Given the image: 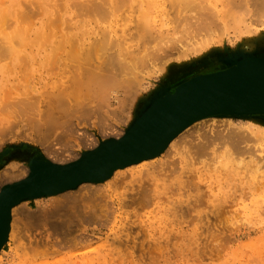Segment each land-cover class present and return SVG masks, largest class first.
I'll return each mask as SVG.
<instances>
[{
	"label": "rangeland",
	"instance_id": "374dc122",
	"mask_svg": "<svg viewBox=\"0 0 264 264\" xmlns=\"http://www.w3.org/2000/svg\"><path fill=\"white\" fill-rule=\"evenodd\" d=\"M130 2H134V4H135L138 1L136 2V0H129L128 3H130ZM125 9H126V7L124 6L122 10H125ZM119 11L116 12V14H115L116 18L122 17V13H120L121 11L120 12ZM138 14L139 13H137V16H138ZM115 16H112V18H114ZM262 16H264V15H262ZM258 17L261 19L259 14H258ZM170 19L172 20V18H170ZM171 20L168 21V23L170 22L169 24H172L169 26V29H165L168 27L163 28V30L165 29L167 32L169 31L168 34L173 32L172 28L177 27L179 25V21H177L178 23H176V21H175L176 19L173 18L175 23H174V21H172V23H171ZM105 21L106 20L104 19L101 22V19H98L97 23H99V24L102 23L101 25H103V24H106ZM261 21L263 22L264 19H261ZM262 22L256 23V24H259V25H257L258 27L256 28L258 33L254 34V35H250L249 33H246V31H244V33H241V34L239 33V35H238V34H236V33H238L237 31L235 33L234 28L231 29L229 27V30H227L226 27L224 29V26L218 28L219 31H221L219 34V32H217L218 31L217 28H212V31H216L215 34L214 33L212 34V31L210 30L211 35L214 37V38H212V40L216 38L215 40H213V42H211L212 40L210 38L211 37L210 34H209V37H208V35L206 36V34H208V33H206L205 31H207V30L204 29V30H200L199 32L195 30L196 33L191 30L193 36H190L191 34L188 31L189 29L180 23V25L183 28L185 27V29H184L185 32L183 30L181 33V31L179 29L180 26L177 29L174 28L177 31L175 32L176 34L174 32H173L174 34L172 33L173 35H175L174 38H173V35L170 34L171 37L173 38L172 42H174L175 40H176L175 42L179 41L178 44L174 43V45H178L181 47V44L179 45V43H182V46H183V42L186 45H190L191 42H192V44H195V43H193V41L196 43L202 41L203 36H204L203 34L205 33V38H207V39L210 38L209 40H211L210 42L208 40L209 46L207 44L208 42L206 43L207 40L204 38V40H206V41L204 44L205 46L203 45V47H205V48L201 47L202 51L200 50L201 49L200 48L199 52L196 51V52H194V54L192 52L189 55H187V57H184V58L181 56H178L177 52L179 50L177 49L178 50L177 51L175 49V51H172V52H174L172 54L174 56L170 55L168 57V58H171L173 64L170 62L171 61L170 60L169 62H167L168 65L167 64H166V66L162 65V67L165 68L163 70L164 72L159 71L160 68H161L160 70L163 69L162 67H160V65L163 63H160L159 58L162 57L161 60L163 58L165 59L164 55H162V54H165V53H163V50L161 52H156V55L148 52V54H152V56L151 55L149 56L147 54L148 55L147 58L149 60L146 59L145 61L147 62V64L148 63L151 64V66H149V64H148V66H146L147 65L146 63H144L143 66H141L142 69H145L146 67L148 68V70H147V68L145 70L148 72V74L143 70L147 74V75L145 74L146 77L149 75V77H147L148 80L143 74L141 77L139 76L143 72V71H141L142 69L139 67V71H141V73L138 74V77H140V78L133 76L134 74L132 75V77L128 76V74H127V77H129V78L123 76L124 78L128 79V83L129 82L132 83L131 87L128 86V85H130V83L128 85H126L127 80H126V84L124 85L125 79H121L122 78L121 74H125V73H121L120 74L121 76H119V75L118 76L120 78L119 81L123 80L122 83H118V86H117V81H118L117 79H119V78L115 77L114 80H117V81H115L116 84H114V86L113 85L110 86V88H115V89L114 90L108 89L109 88L108 87L105 91V92H107V91L110 92V93L107 92L110 96L107 95L108 97H104V96H106V95H104L103 96L104 98L100 97V98H103L101 100L99 97H97L98 98L97 100L95 98L92 99L93 95L90 99V96H89L88 100H90L91 102L88 101V102H86V104L88 103V106H92V105L93 106L91 108L88 106H86V107L84 106V109L89 108L91 110L94 107L96 110L97 107L95 105L97 103L100 104V102L102 100L108 101V99L110 98L108 101L109 103L105 102L108 105L110 104L108 107L106 106V108H105L104 103L103 102L101 103V106L103 104L102 108L104 109V110L102 109V112H101V108H99V107L98 108L100 109V112L98 111L99 109H97V111H95L93 109V110H91V112L88 111L89 113H87V110L85 111L84 109L81 108L80 110H84L82 115H81L82 111H79L78 109L75 110L74 108L78 107L79 103L81 105V102H83L82 105L85 104L84 103L85 100L81 101L82 99L78 95L79 92L81 93L83 91V89L82 88L79 89L78 92L76 93L77 96L79 97V98L76 97V98H78L77 101H75L76 99L74 100V98H72V97H74V95H73L74 93L72 94V92H74V91L71 90L72 92H68L69 94L67 96L69 97L70 94H72L73 96L71 95V98L70 97L68 98L69 101H68V99H66V100L69 103H70V101H71V103H73V100H74L73 105L70 104V106H73L72 111H74L73 113H76L75 115L77 118L72 119V117H75L74 114H72L74 116H71V118H69L70 116H68V115H71L70 112H69L70 114L66 115L62 111L63 114L61 115L60 111H59L60 109L57 108L55 105L51 106L49 103L50 108L56 107L57 109H59L58 112L61 116L66 115L65 116L66 120L64 117H62L65 121L59 116L60 117L59 120L62 119L60 121L61 122L60 124L58 122L59 120L56 117H54L55 115L57 116V114H58L57 110L52 111V112H57V114L55 113V115L52 114L51 111H50V113H48L49 111L46 112L47 111L46 109L49 108L48 107L49 105H48V103H47L48 106L45 104L47 106V108H45L46 106H44V101L46 102V99L51 96V95L49 96V93H52V91H53V93H55V91L60 90L61 86L60 85L57 86L55 84V80H57L56 82L58 84H59V82H61V85L63 84L61 87L63 89L64 88L63 86H65L64 82L66 80H68L67 83L65 82L66 87H67V84L71 82V81H69V78L66 79L68 77L67 74L71 75L72 73L71 74L67 73L66 75L64 74L65 76L62 75V76L58 77L59 76L58 73H54V72L50 73V71L46 72L47 64L45 62H49L51 58L47 57L46 54L43 52H37V47H35V46L32 47L35 50L32 51L31 53H30V48H31L30 46L31 45L30 46H23V48L25 49V52L29 53V55H27V56L30 57V55H31V57L29 59L25 58V59H23L24 61H21L22 63L24 62V65H22V63H21V65L19 64L20 60L19 61L14 60L13 64H15V68H12L11 73L6 75V77L10 79V80L7 79L6 82L10 83L11 85L13 84V86H10L11 92H9L10 91V89H9L8 92L6 91L7 94L5 93L6 95L9 94L10 97L9 98L7 97L8 99L3 97V100L5 101V99H6V101L1 103L2 105L6 104L4 107L5 110L3 107H2V110H4L3 112H5V111H7V112H5L6 114H4L0 110V128L2 126H4V128L0 129V132H1L0 133V175H2L1 173H3L6 170H9L10 168L11 169L14 168L13 169V170H15L14 172H16V170L19 171L21 169H24V170H26V168L28 169L29 163L31 161L30 158L31 159L40 158L43 161H56L58 158L59 159L63 158V160H64V158L69 159V158H71V155L74 156V152H76L75 155L82 152L84 149V146H85V149H88L86 147L90 146L89 145L90 142H94L96 140L97 141L96 144H97L99 141H101V142H102V140L105 141L106 138H109L110 136H112V134H114V135L117 134V133L113 132V130L115 128L116 129L114 131L126 130V127L130 125L133 116L137 115V108H139L138 104L140 105L142 100L148 99L149 94L150 95L153 94L156 90L160 89V87L162 88L166 85L171 87V92H173L175 86L181 80H183L185 78L192 77V76L197 75V74L211 73V72L217 71L219 69L220 70L225 69L227 66H221V65H219V62L217 63V61L218 60L221 61L220 58L224 57L223 53H225L227 51L235 53L236 51H238L237 50L238 48H243V49H245V51L247 50L249 53H251V52L253 53V51H254V54H260L261 58H264V23L261 24ZM126 23L129 24V21H127ZM95 24H96V22L94 24H93V22H91L92 28H94L93 25H95ZM176 24H178V25L175 26ZM101 25H98V26H101ZM95 26H97V25H95ZM171 26H172V28H171ZM186 29H188V30H186ZM208 31H209V29H208ZM165 32H164V35H166ZM179 32L183 36L181 34H179ZM184 33H186L187 35ZM201 33H203V34L200 35ZM195 34L196 35L199 34V36L197 35V37H196ZM200 36H202V38ZM171 37L169 36V38H171ZM175 37H178V38L175 39ZM180 39L181 40L184 39V40L181 41ZM155 42H156V40H155ZM172 42L170 41L171 44H172ZM146 43L151 44V42H146ZM152 43H153V41H152ZM206 44H207V46H206ZM151 45H153V44H151ZM154 45H157V44L154 43ZM172 45H170V46L165 45L164 47L167 46V48H165V49L168 50L169 49L168 47H171ZM174 45L172 47L177 48ZM160 46H162V45H159V48H160ZM145 47H146V45H145ZM164 47L162 46V48H164ZM146 48L152 49L153 46L151 47V46L147 45ZM159 48H157L156 50L158 51ZM20 49H22V46L20 47ZM245 51H244V53H248ZM159 53H161L160 54L161 56H159ZM157 55H158V57H156ZM31 58H34V59L30 61ZM168 58L165 59L164 63L166 62V60H168ZM151 59L152 60L154 59V62L156 60H158L159 61L158 64H160L159 67H156V66H158V64H157L158 61L155 63L152 61V63H151ZM4 61H5V63H3V64H6L7 61L3 60L2 62H4ZM10 63H8V65ZM18 64L20 66H23V67L18 68L19 67ZM26 64H28V65H26ZM95 64H97V62H95ZM153 64L156 66H154ZM218 65H219V67H217ZM27 66H28V68H27ZM25 67H26V69H25ZM31 67L33 68V70H31ZM153 67L156 68L155 72H153L154 71V69H152ZM149 69H151L153 71H151ZM27 70H28V72H27ZM38 70H40V71H38ZM136 70H137V68H136ZM150 71L152 72L151 73L152 75L149 74ZM197 71L200 73H197ZM23 72L24 73L26 72L25 75H29V76H25ZM114 73H116V71H114ZM53 75H55V76L53 77ZM24 77H25V79H23ZM44 77H45V80H43ZM55 77H56V79H55ZM62 77L65 79V81ZM130 77H131V79H130ZM134 77H136L135 79L138 78L139 82H140V80L142 81L140 83V85L138 84L140 86V87L138 86L139 88H137V83H139V82H136V85H135L136 87L134 86L135 90L132 88L133 85L135 84V81H134V84L131 81ZM183 77H185V78H183ZM71 78H70V80L73 79V78L72 79ZM47 80H49L48 81V83L50 82L49 84L46 83ZM72 81H74V80H72ZM160 83H161V85H160ZM43 85H46L45 87H43V90L46 88V90H48V92H49V89H50V92L48 94H47V91H45V90H44L45 93H43L44 91L41 92V90H42L41 87ZM52 85L55 88L57 86V90L55 88H54L55 90L51 89ZM122 85H124L125 87ZM141 85L143 88H141ZM68 86H70V84ZM121 86H122V88H125V89H126V87L132 88L134 91L131 92L132 90L130 89V91H129L128 90L129 88H127L126 93H124L125 91L123 89H120ZM16 88H18V89H16ZM25 88L28 90L27 91L28 93H26ZM137 90H139V91L141 90V91L139 92ZM147 90H149V91H147ZM75 91H76V89H75ZM22 92H24V93H22ZM129 92L132 94H130ZM137 92H138V94H137ZM41 93L45 94V96H41ZM107 93H104V94H107ZM5 94H3V95L5 96ZM129 94L131 95V97H133V98L135 97L134 100L130 99ZM95 95L98 96L97 94H94V97H95ZM138 95H141V96L139 97ZM30 96H31V98H28ZM32 96H39V98H37V100H35L36 98H34V100H35L34 102L37 101V104L35 103L33 105V110H30V109H32V107H31L32 105L30 106V104L33 103V97ZM45 97H47V98H45ZM122 97H124L126 99L128 98V100H126V99L122 100L123 99ZM19 98H21V99L19 100ZM44 98H45V100H44ZM16 99H17V101L19 100L18 101L19 103H20V101H21V103L24 101L23 102L24 104L28 101L29 104L28 103H26V104H28L31 108L29 106L27 107L26 104L25 105L23 104L21 106L20 104H18ZM25 99L27 101H25ZM98 100H100V101H98ZM119 100L121 103L119 102ZM132 100L134 101L133 103H132ZM14 101H16L17 103L15 102L16 106H14L15 103H13V105H12L14 108V110H13V108L12 107L10 108V106H11L12 102H14ZM30 101H32V102H30ZM86 101H87V99H86ZM126 101H127V103H125ZM128 101H130V102L128 103ZM69 103L68 104L66 103L67 104L66 107H68ZM1 104H0V106H2ZM121 104L125 105V106H122ZM126 104H128V105L130 104L129 108H128V105H126ZM17 105H20L19 108L21 109V111H20V109L18 110ZM23 106L25 107L24 108L25 111L23 109ZM112 106H115L116 108L112 107ZM81 107H83V106H81ZM26 108H28V109H26ZM43 108H45L46 111H44ZM50 108L48 110H50ZM113 109L116 111H114ZM28 110H29V112H28ZM51 110H53V109H51ZM109 110H111V111L109 112ZM119 110H122V111H119ZM15 111H16V113H15ZM114 112L116 114H114ZM40 113L42 115H43V113H45L46 115L48 113L49 115H48V117L46 116L47 117L46 119H48L50 117V114H52L53 115V116L51 115L52 118H55L54 120H56V122H58L59 125L56 124L54 128L50 127L52 129L51 130L49 128V125L47 124V120L45 119L46 120L44 122L45 126H47V128H49L50 130L45 128L44 123L41 121V120L44 121V119H42L43 117L40 116L41 115ZM104 113L105 114L107 113L106 116ZM35 114H36V116H34ZM84 114L85 115L87 114V115L85 116ZM39 116L42 118H39ZM78 116H79V118H78ZM116 116L118 117V119L115 118ZM120 116H121V119H120ZM30 117H32V118H30ZM91 117H92V119H91ZM122 117H124L125 120H127V118L129 117L127 122L124 120L125 121V123H123V124H125L124 126L122 124V122H124ZM217 117H218L217 118L218 122L216 121L217 119H212V120H208V122L205 121L206 123L204 122L201 124L202 126L201 125H199V126H201L202 129H203V127L206 129L209 128V129H214V130L216 128H219L220 129L219 132H221V134L224 135L227 132V130L229 131V129H230L228 127V124L233 123V124H231L233 127H234V124L236 127H237V125L238 126L241 125V126H243V128H245V130L247 129L246 131L244 130L245 132H247L246 134L250 133L249 134L250 137H254L255 140L253 139L254 141H252L251 140L252 138H250L249 140H251V143H249L250 142L249 140H247V141L245 140L247 142V143H245V141H244V143L246 145L244 143L241 144L242 146L244 145L245 148L242 147L244 150L241 148V146H240V148H239V146H235L233 142H232V144H230L231 139H230V141L228 140L229 142L227 141L228 143L226 142V144L231 145L230 146L231 148H229V145H225L224 141H222L224 144V148H222V147H220V145L221 146H223V145L219 144V143L217 144V141H216V143H214V144L211 143L212 144L211 146L208 145L209 148H207V147L206 148L208 149L209 153L212 152V156L214 155L213 156L214 159H216V158L218 159V153L215 152L217 149V152H220L219 155L221 154L220 156H223V159H225V160L218 159L222 162L218 161L217 159L214 160L213 158H211V162L214 161V163L212 164L211 162H209L208 160H210V157L207 155L204 156L205 153H207L209 155L208 152H205L204 154H202L203 157H205L204 159H202L203 162H201L200 160L198 162V160H196V159H199V156H198V158L196 157V159L192 158V157H195L196 156L195 154L200 155L201 153L200 152H197V153L194 152L195 156H191L190 159H186V161L181 164L180 160H179L180 157L184 156L189 148H190V150L192 149V146H191L192 143L189 144L187 141L196 138L195 136H198V133H200V132L197 133L195 131V133L191 134V136L194 135L193 136L194 138L193 137L191 138L188 135L186 137V139H184L185 140L184 142H187V143L183 142L182 144H180L181 149L177 150L175 148V150L173 152H171L172 154L170 156L164 155L166 157V160H168V161L165 160V157L163 155H162L163 158L161 156L159 159H157V160L155 159L156 164H158V166H162V169L159 168V170L161 169V171L159 174H157V177H156L157 180L155 181L157 186H158L157 188H159V191H160L162 189L161 187H167L171 183V185L173 184V189L174 188L175 189L174 190L169 189L168 193H165L166 195L163 196L165 199L162 197L161 199L157 198L154 200H150L151 204L149 202L148 203L146 202L147 204L150 205V206L148 205L147 207H143V205L146 204V203L144 204V202H143V205H140L142 203L140 200H139V202H140L139 204L137 202L134 205H129V207L125 206V205L120 206L116 203V201H113L110 198V196H112V195L115 196L117 193H119V194L124 193L126 191V189H124V187L118 188L116 191H115V189H112L111 191L113 193L109 192L108 193L109 196L106 194V197H103L102 195H104V194L101 195V193H99V192H102V190L105 191V189H107V187H105V185H101V184L99 187L101 191L99 190V192L97 194V191H98L97 190L96 193L94 195H92L93 197L82 198V200L78 201V203H76V201H75L76 199H73V201L76 203V204L73 203L74 205L68 206L67 205L68 203H65L67 205V207L70 208L69 211L67 210L68 208L65 207L66 205L65 204L63 205V203H64L63 197H62V201H61V198H59L60 200L57 202H56V200H58V198L53 199L51 197L49 199H48V197H42V198H39L38 200L35 199L34 201H31V202L28 201L30 203L26 202L28 204H22V207H23V205H25L23 207L25 209H23L22 207L19 208V211L17 210L18 213L16 214V217L19 219V221L22 220L21 224L20 223L18 224L16 222L17 225H20L17 227H22L21 229L19 228V230H21V232H20L21 236L19 239L20 243H17L18 245L16 246L15 249L12 248V245H10L9 242H8L9 244L6 243V245H4V247L2 249L3 251L1 250V253H0L1 260H2L0 262V264H2V263L3 264H264V163H263L264 162V159H263L264 158V131H262V130H264L262 128L264 126V116H246V117H244V116H222V117L217 116ZM224 117H228V118L225 119ZM242 117H244V118H242ZM36 118L37 119L39 118L38 120L41 121V125L43 123L42 128H40L41 126H38V128L35 126V125H40V121H37ZM68 118L71 121H68ZM222 118L224 120H228V121H219ZM229 118H231V119L229 120ZM249 118H250V121H247ZM252 118L253 119L255 118L256 120H252ZM79 119L83 120V121L80 122ZM120 120H122V121H120ZM245 120H246V122H245ZM62 121L68 122V123H65V126H64ZM210 121H211V123H210ZM243 121L245 122V124L243 123ZM253 121H254V123L257 122L255 124L259 126L258 129H257V126L254 125ZM38 122H39V124H38ZM248 122H250V123L252 122L251 123L252 125H249L250 123H248ZM2 123H3V125H2ZM76 123L78 125H76ZM110 123L112 126L115 125L114 129H113V127L110 126ZM223 123H224V125L225 124L227 125V126L225 125V128H223L224 127ZM68 124H69V126H70V124H71V126L74 125V129H75L74 132H76L75 135L70 134L67 130H66V132L68 134L67 135H66V133H65V135L63 134L65 131L64 129H67V128L71 129V126L65 128ZM216 124H217V127L215 128ZM259 124H261V125H259ZM107 125H108V127L111 128V131L109 133H108V131L110 130V128L106 127ZM209 125H210V127H208ZM120 126H122V127H120ZM232 126H231V128H232ZM60 127L62 128V130ZM104 127H106V128H104ZM117 127L120 129H118ZM39 128L42 129V133H41V130ZM76 128H79V129L76 131ZM260 128H262V130H259ZM34 129L37 131L36 132L37 134L35 133ZM37 129H39V130H37ZM46 129L48 130V132H46L45 137H42V136H44L43 135L44 132L47 131ZM54 129L59 131V132L63 131V133H60L63 136H61L59 134V132L55 131ZM74 129H71V131ZM202 129H200V131ZM101 131L104 132V133H102V136H101ZM77 132H79V133H77ZM48 133H53V134L47 135ZM57 133L59 134V137L56 136ZM71 133H73V131ZM107 133H108L109 137H106ZM252 133L253 134L255 133V134L253 135ZM103 134H105V135H103ZM80 135L82 137H80ZM225 135H227V133ZM65 136H67V138H65L66 140L67 139L69 140L68 137L70 136L71 141L69 140L67 142V141H65V139H64V141L60 139V137H65ZM227 137H228V135H227ZM231 137H232V135L228 138H231ZM42 138H44L45 139L44 141H47V142H43ZM81 138H83V139L85 138L83 141H85L86 143L84 142L83 146L81 143L82 140H80ZM187 138H189V139L187 140ZM72 139H74V140H72ZM39 141L41 144L39 143ZM49 141L51 144L49 143ZM191 141H189V142H191ZM63 142L68 143L69 148H67V144L65 145V144H63ZM57 143H58V145H57ZM49 144L51 145V148L52 147L54 148V149L52 148L51 151L48 150ZM187 144H188V147H187ZM216 144L219 145L218 146V147H220L219 150H218V148H216ZM53 145H56V146H53ZM248 145H250V146L248 147ZM180 147H178V148H180ZM246 147L248 150L246 149ZM46 148L48 150L47 152L45 151ZM51 148H49V149H51ZM63 148L65 150V151L63 150L64 152L61 151ZM221 148H222V150H221ZM78 149H80V150H78ZM59 150L61 152H63V154H59L60 157L56 158L57 157L56 152H58ZM249 150H251V151H249ZM52 151L53 152L56 151L55 154L53 153L54 155L52 154ZM68 151H69V153H68ZM203 151H205V150H203ZM221 151H222V153H221ZM231 152L236 153L237 158L234 157L235 155L232 156L233 153H231ZM48 153H50L51 156H50V154L48 155ZM66 153L68 154V156ZM202 155H200L201 158H202ZM210 155H211V153H210ZM231 156L235 159H232ZM208 157H209V159H208ZM259 157L262 158L263 160L260 159ZM51 158L54 160H51ZM55 158H56V160H55ZM257 158H259V159H257ZM59 159L57 160L58 162H63V160L60 159L61 161H59ZM175 159L178 160V166L176 164V166H174V167H183V169L182 168L181 169L179 168L178 170L176 169L177 172H175L176 170L172 171V168H173L172 163H173V160L175 161ZM193 159H194V161H193ZM212 159H213V161H212ZM254 159H257L258 160V161L256 160L257 162L262 163L260 166L258 163V166H259L258 169H256V168L253 169L254 166H256L255 165L256 161H252ZM195 160H196V162H195ZM237 160H240V161L242 160V161L240 163V162H237ZM259 160H261L262 162H260ZM169 161H170V163H168L169 165L165 164L166 162H169ZM194 162H195V164H194ZM233 162H237V164H239L240 167L237 166V164L235 166ZM175 163H177V162L175 161ZM210 163L212 165H214L215 163H217V164H216V166L213 167V166H211ZM224 163L227 166L224 165ZM253 164H254V166H252ZM164 165L165 166L168 165L169 168H171L172 174H171V171H169V168L168 167L166 168ZM219 166H224L223 170H221L222 168L221 167L219 168ZM199 167L200 168L202 167L203 169L202 168L200 169ZM210 167L213 168L212 171L210 170L211 169ZM164 169H165V171H164ZM257 170H258V172H257ZM214 172H215V174H214ZM169 173L171 174V177H169L170 176ZM197 173H199V174H197ZM219 173H222L223 175H221ZM229 173H233V176ZM224 174H226V175H224ZM167 175H169V176H167ZM187 175L188 176L193 175V177H195L194 181H196V182L198 181L197 177L200 176V178H201L200 184H202V186L204 188L208 185H211L212 187L218 188L219 187V179H223V181L221 183L229 182L230 184L238 183L240 181H243L244 183H246L249 180H251L257 185V188H258V189L255 188V196L257 199L256 208L252 211V214L248 213L246 216L244 214H241V216L235 218L233 221H231V220L229 221V220L224 219L225 220L224 224L227 223V225L230 227L226 231L214 230V228L218 227L216 225L217 224L219 225V223H218V221L213 219L211 217V215L210 216L208 215L207 217L203 216L204 218H202V219L196 218L197 220H195L193 222L186 221V222L178 223V224L175 222L172 223L171 221H173V219H172V216L170 214H168L167 207L169 206L170 200L174 199V201L175 200L178 201V200L183 198V195H182L183 190L179 189V186H180L179 183L187 180ZM219 175L224 176V177L219 178ZM128 176L129 175H127V177ZM128 179H130V177H128ZM11 181L12 180H10V182ZM6 182H9V181H6ZM192 183H194V182H192ZM152 185H149V186H151L150 189L151 188L153 189L155 187L154 185L153 186ZM96 186L97 185L93 184V186L92 185L86 186V189H84L83 191H82V188H83L82 187L80 189V191L77 190L78 193L75 191H73V192L75 193L74 194L75 197L78 199L79 197H83L82 195H84V193L86 192L87 187H88V190H90V188L92 189V191L86 192L88 194L90 192H95L94 189L96 188ZM136 186L137 185H135V187ZM97 188H98V186H97ZM169 188H170V186H169ZM256 189H257V191H256ZM175 190H176V192L173 194V191H175ZM80 192H81V196H80ZM151 194H153V193H151ZM59 197H61V196H59ZM47 200H49V203ZM146 200H148V197H147V199H145V201ZM60 201H61V204L66 208L65 211H68V213L71 212L69 215H67L68 214L67 212H63L64 209H62V208H64V207H62L61 204H58ZM44 202L48 203L46 206L49 207L51 212L53 210L52 206L54 209H56L54 206L55 204L53 205L52 203H56V205H58L57 207L60 208L59 211L62 212V214H64V213H66V214L62 215L60 213V215H59L58 214L59 212H58L57 213L58 217L56 215H54V217H55V219L53 217L54 220L51 218V216L46 215L48 217V219L46 218V220H48L49 222L46 220L45 221L40 220L38 217H36L37 218L36 219L35 216H33V218L35 220L33 218H31L30 217V210H29L30 204L32 205V208L33 207L35 208V209L33 208L34 211L36 210L37 206L43 208V210L41 209L40 211H44V210H46V208H45L46 206H45ZM69 202L71 204V201H69ZM40 203H43V204H40ZM50 203L52 204L51 207H50V205H51ZM42 205L45 207H43ZM59 205H60V207H59ZM27 208H28L29 212L28 213H27V211L23 212ZM22 209H23V211H22ZM50 211L46 210V213L42 212L43 214H41V215L48 214ZM21 212H23V213H21ZM91 212H93L92 216L90 215ZM25 213L27 214V216H25L26 215ZM94 213H95V215L93 217ZM70 216H72V217H70ZM41 218L43 219V216ZM49 218H51L53 221H55V223H56V221H58L57 223H60V222H66L68 220L70 223L66 222V225H64V226H66V229L64 227H62V229H61V227H58V228H57V226L55 227L56 224L50 219L52 221V223L55 224V225H51ZM210 218L212 219V222H211ZM44 219H45V217H44ZM214 220L216 222H214ZM68 223H69V225L71 224L70 227L68 226ZM125 223H127V224H125ZM63 224L64 223H62V225ZM211 224L214 225L213 228H212ZM125 226H127V228H129L131 226V230H129V232H130L129 237L132 236L133 240L131 238H129L130 239L129 241L123 240L124 235L126 233L125 231H127V230H125V228H126ZM187 227H191V229H188ZM63 228H64V230H63ZM132 228H134V229H132ZM135 228H136V232H134ZM142 228H144V229H142ZM182 228H187V229L183 230ZM197 228H199V229H197ZM59 229H60V231H59ZM203 230H205V231H203ZM120 241L125 242V244H123V242H120ZM128 242H129V244H128ZM154 244H156V246H154Z\"/></svg>",
	"mask_w": 264,
	"mask_h": 264
},
{
	"label": "bare ground",
	"instance_id": "6f19581e",
	"mask_svg": "<svg viewBox=\"0 0 264 264\" xmlns=\"http://www.w3.org/2000/svg\"><path fill=\"white\" fill-rule=\"evenodd\" d=\"M128 1L129 0H0V104L2 102H5L6 101V99H5V101L3 100V97L4 98H7V97L9 98L10 97L9 94L6 95L7 94L6 91L8 92V90L10 89V86H13V84L11 85L10 83L6 82V80L9 79V78L6 77V75H8V74L11 73L12 68H15V64H13L14 60H18V61L20 60L19 61V64L21 65V63H22L21 61H24L23 59H25V58L29 59L31 57V55H30V57L27 56V55H29V53L25 52V49L23 48V46H30L31 45L30 46L31 47L30 48V53L35 50V49L32 48L33 46H35V47H37V52H43V53L46 54L47 57H50L51 58L50 59L51 62L50 61L49 62H45L47 64L46 72H49L50 71V73H53V72L54 73H58V75H59L58 77H60V76H62L64 74L66 75L67 73H70V74L72 73L76 77L75 78L72 74H71L72 76L69 75V74H67L68 77L67 78L65 77V78L66 79L69 78V81H71V82L68 83L67 84V87H66L65 82L67 83L68 80L65 81V79L63 78L65 76L64 75L62 77L64 79V81H65L64 82V85L65 86H63L64 87L63 89L61 88L63 84L61 85V82H59V84H58L56 82L57 80H55V84L57 86L58 85L61 86L60 87V90L59 91H55V93H53V91H52V93H49L50 92V89H49V92H48V90H46V88L44 89L45 91H47V94L49 93V96L51 95L48 98L45 97V98H47L46 99V102L44 101L45 100V98H44V100H43L44 101V106H46L47 103H48V105L50 103L51 106L52 105L53 106L55 105L57 108L60 109L59 110L56 107H55L56 109L53 108V107L50 108V105L49 106L47 105L50 108V110H48L49 109L48 108V109H46L47 110L46 111L45 110V108H47V106H46L45 108H43L44 111H46V112L49 111L48 113H50V111L52 112V111L57 110V112H58V110H59L61 115L63 114V112L66 115L71 113V115H68V116H70L69 118H71V116H74L76 114V113H73L74 111H72L73 106H70V104L73 105L75 99H76L75 101H77L78 98L80 97L82 99L81 101H84L85 100V102H84L85 104L82 105L83 102H81V105L79 103L78 107H75L74 108L75 110L78 109L79 111H82L81 112V115H82V113H83L84 110L85 111L87 110V113H89L88 111L91 112V110H93V109L95 110L94 107L91 110L89 108H87V109L85 108L84 109V106L85 107L88 106V103L86 104V102L90 101V100H88L89 96H90V99H91V97L93 95L92 99L95 98L96 100L98 99L97 97L100 98V97H103L104 95H106L104 97H108L107 95H109L108 93H110V92H108V91H107L108 93L105 92L106 89L109 87L108 89H113L114 90L115 88H110V86H112V85L114 86V84H116L115 81H117V80H118L117 81V86H118V83H122L123 80L119 81L120 80L119 76H121V75H122L121 76L122 77L121 79H125L124 80V85L126 84V80H127V84L126 85H128L130 82L128 83V79L124 78L123 76L127 77V74H128V76H131L132 77V75L134 74L133 76L138 77V74H140L141 71H143V70L145 71L146 68H147L146 67L145 69H142L141 66H143L144 63L147 64V62L145 60L148 59L147 58L148 55L149 56L150 55L152 56V54L156 55V52H161L163 50V53H165V54H162V55H164V57L166 59V58H168L170 55H172L174 53L172 51H175V49L176 50L178 49L179 50V51L177 50L178 51L177 52L178 53V56H181V57L184 58V57H187V55H189L192 52H193V54L196 51L199 52V49L201 47H203V45L205 44V41L206 40H207L206 41V43H207L210 38H211V40H212V38H214L211 35L212 28H217L218 29V28L224 26V29L226 27L227 30H229V27L231 29L234 28L235 33L237 31L238 33H236V34H238V35H239V33L240 34L241 33H244V31H246V33H249L250 35H254V34H257L258 33V31H257L256 28L258 27L257 25H259V24H256V23L262 22L261 19H264V16H262V15H264V0H136V2L137 1L138 2L135 3V4H134V2L128 3ZM124 6L126 7V9L125 10H122ZM119 10L120 11L122 10V11L120 12ZM118 11L120 13H122V17L121 18H116V16H115L116 12H118ZM136 12L139 13L140 15L138 14V16H137V13ZM258 14L260 15V17L262 16L261 19L258 17ZM112 16H115V17L112 18ZM170 18H172V20ZM173 18L176 19L175 20L176 23H178L177 21H179V25L176 24L175 26H177V25L178 26L177 27H174V28L177 29L180 26L181 28L179 27V29H180L181 33L185 29V27L189 29V30L188 29H186V30H188L190 32V34H191V35L189 34L190 36H193L191 30L194 31V32H195V30L199 32L200 30H204L205 29V30H207L205 32L208 33V34H206V36L208 35V37H209V34H210L211 37L207 39V38H205V33L204 34L201 33L200 35L203 34L204 36H203V40L200 41V42H197L196 43V42L193 41V43H195V44H192V42H191L190 45H186L183 42V46H182V43H179V45L181 44V47L178 46V45H174V43L178 44V42H179V41L178 42H175L176 40L174 42H172V40H173V38L175 36L173 34L177 30L174 29V28H172V26H171V28L173 29L172 31L174 33L172 32L173 34L172 33H170V34L173 35V38L171 37L170 34H168L169 31L167 32L165 30V29H169V26L172 25V24H169L170 22L168 23V21L171 20V23H172V21H174ZM98 19H101V22L105 19L106 20L105 21L106 24L101 25L102 24L101 22H100L101 24L97 23L98 22ZM127 21H129V24L126 23ZM175 21H174V23H175ZM91 22H93V24L96 22L95 25H97V26L93 25L94 28H92ZM180 23L182 25H184L185 27L183 28L180 25ZM263 23H264V21L261 24H263ZM98 25H101V26H98ZM165 27H168V28H165ZM163 28H165V29L163 30ZM208 29H209V31H208ZM164 32L166 33V35H164ZM184 32H185V30H184ZM215 32L216 31H212V34L213 33L215 34ZM217 32H219V34H220L221 31H219V29H218ZM181 33L179 32V34H181ZM184 34H186V33H184ZM197 35L199 36V34H197ZM197 35H196V37H197ZM169 36L172 39L169 38ZM200 37L202 38V36H200ZM177 38L178 37H175V39H177ZM204 38L206 40H204ZM215 39H213V40H215ZM155 40H156V42H155ZM183 40H181V41H183ZM211 40H209V42ZM213 40L211 42H213ZM152 41H153V43H152ZM170 41L177 48H175V47L173 48L172 47L173 45L170 43ZM146 42H151V44H153V45H151L150 43L147 44ZM209 42L207 43L208 46H209ZM154 43L157 44L158 46L157 45H154ZM168 43L170 45H172L171 46L172 48L171 47H168L169 49L167 50L165 48H167V46H170ZM207 44H206V46H207ZM145 45H146V47H147V45H149L151 47L153 46V48L152 49L151 48H146ZM159 45H162L163 47L165 45H167V46L164 47V48H162V46H160V48H159ZM21 46H22V49H20ZM157 48H159L158 51L156 50ZM203 48H205V47H203ZM200 50L202 51V48ZM237 50L238 51H236L235 53H232V52H229V51L223 53L224 54V57H222L223 60L222 61H219L218 60L217 63L219 62V65H221V66H226V65H230V64H232V65L236 64L237 61H238V58H239V53L244 52L245 49L238 48ZM148 52H150L152 54H148ZM245 52H248V51L246 50ZM253 53H254V51H253ZM160 54L161 53H159V56H161ZM172 56H174V55H172ZM156 57H158V55ZM161 58H159V60H160V63H163V64H161V65L158 64L159 61L156 60L155 62L158 61L157 62L158 66H156L154 64L153 65L156 66V67H159V65H160V67H162V65L163 66L164 65L166 66L167 62H169L171 60V58H168V60H166V62L164 63L165 59L163 58L162 59L163 61H162ZM257 58H261L260 54H254L251 57L250 61L251 60L252 61L253 60H257ZM33 59L34 58H31L30 61L33 60ZM3 60H6L7 63L6 64H3V63H5V61L2 62ZM152 61L154 62V59L153 60L151 59V63H152ZM95 62H97L98 65L95 64ZM170 62L172 63V60ZM8 63H10V64L8 65ZM252 63H254V62H252ZM19 64H18L19 67L17 65L16 66L18 68H20V67L22 68L23 66H20ZM148 64L146 66H148ZM22 65H24V62L22 63ZM26 65H28V64H26ZM219 65L217 67H219ZM149 66H151V64H149ZM139 67L142 69L141 71H139ZM27 68H28V66H27ZM136 68H137L138 71L136 70ZM25 69H26V67H25ZM152 69H154V71L151 70V69H149V70L155 72V69L156 68L153 67ZM160 69H159V71H163L165 68H163L162 70H160ZM31 70H33L32 67H31ZM147 70H148V68H147ZM222 70H224V69H221V70L219 69L217 71H222ZM38 71H40V70H38ZM114 71H116V73H114ZM144 71L139 75L140 77L142 76V74L146 77V75L148 74V72L145 71L147 73L146 74ZM151 71L149 72L150 75H152L151 74L152 73ZM27 72H28V70H27ZM25 73H24V75H25ZM121 73H125V74H121ZM197 73H200V72L197 71ZM204 74H207V73L197 74L195 76L204 75ZM25 76H29V75H25ZM54 76L55 75H53V77ZM56 77H55V79H56ZM115 77H117L119 79L114 80ZM131 77H130V79H131ZM136 77H134L131 80L133 82V84H134V81H135V84L132 87L134 90H135L134 86L136 85V82H139V79L138 78H140V77H138L137 78L138 80H137V79H135ZM147 77H149V75ZM70 78L72 80H74V81L70 80ZM127 78H129V77H127ZM183 78H185V77H183ZM23 79H25V77ZM43 80H45V77L43 78ZM147 80H148V78H147ZM48 81L49 80H47L46 83H48ZM141 82L142 81L140 80V82L137 83V88L140 87L139 85H140ZM69 84H70V86H68ZM124 85H122V86H124ZM142 85H141V88H143ZM160 85H161V83H160ZM45 86L46 85H43L41 87V89H42L41 92L44 91L43 90V87H45ZM57 86L55 88L52 85L51 86V89H54L55 88L57 90ZM122 86H121L120 89H123L125 91V92L124 91L123 92L126 93V89L129 88V87H131L132 86V83H130V85H128L129 87H126V89L125 88H122ZM81 88L83 89V91L81 93L79 92V94H78L79 97H78L76 93ZM132 88H129L128 90L130 91V89H131L132 90L131 92H133L134 90ZM16 89H18V88H16ZM75 89H76V91H75ZM71 90H73L74 92H72ZM25 91H26V93H28L27 92L28 90L26 88H25ZM45 91L43 93H45ZM137 91H139V90H137ZM147 91H149V90H147ZM169 91L171 92V90H169ZM9 92H11V89H10ZM68 92H72V94L74 93L73 94L74 97H72V98H74L73 103H71V101L69 103L66 100L69 97L71 98V95H72V94H70L69 97H68L67 96L69 94ZM22 93H24V92H22ZM104 93H107V94H104ZM165 93L166 94L168 93V89L166 90ZM172 93L173 92H171V95H172ZM3 94H5V96ZM94 94H97L98 96L95 95V97H94ZM130 94H132V93H130ZM130 94H129L130 99H133L134 100L135 97L134 98L131 97ZM137 94H138V92H137ZM41 96H45V94H42L41 93ZM138 96L140 97L141 95H138ZM149 96H150V94H149ZM32 97H33V103L30 104V106L32 105L31 106L32 109H30V110H33V105L35 103L37 104V101L36 102H34V101L37 100V98H39V96H32ZM76 97H78V98H76ZM28 98H31V96L28 97ZM34 98H36V99L34 100ZM103 98H100V100L103 99ZM122 98H123L122 100L126 99L124 97H122ZM20 99L21 98H19V100ZM86 99H87V101H86ZM109 99H108V101H109ZM100 100H98V101H100ZM126 100H128V98ZM133 100H132V103L134 102ZM16 101H17V99H16ZM16 101L12 102L10 108L11 107L13 108L12 105ZM25 101H27V100L25 99ZM68 101H69V99H68ZM108 101L102 100L100 102V104L99 103H97L96 105L94 104L97 107L95 111H97V109L101 108V112H102L103 104L101 106V103L103 102L104 105H105V108H106V106L108 107L110 105V104L109 105L106 104V103H109ZM160 101H162V98L157 101L158 102L157 105L154 104L155 106H154V108H152L153 110L155 108H158L160 106L159 105V102ZM23 102L21 103V101H20V103L18 102V104H20L22 106L24 104ZM30 102H32V101H30ZM119 102H120V100H119ZM129 102L130 101H128V103ZM150 102H151V99L150 100L149 99L148 100H146V99L142 100V102L140 103V105L138 104L139 108H137V114H139V115L141 114L142 115L144 113V111H146V109H147L146 106ZM16 103H15L14 106H16ZM26 103H28V101ZM66 103L67 104L69 103L68 107H66L67 106ZM125 103H127V101ZM28 104H26L27 107L29 106ZM5 105L6 104H3L2 106H0V110L4 114H6L5 112H7V111L3 112L5 110V108H4ZM20 105H17L18 110L20 109L19 108ZM126 105H128V104H126ZM129 105H128V108H129ZM81 106H83V107H81ZM92 106H88V107L91 108ZM115 106H112V107H115ZM122 106H125V105H122ZM2 107L4 108V110H2ZM24 108L25 107L23 106V109ZM81 108L84 109V110H80ZM26 109H28V108H26ZM51 109H53V110H51ZM152 109H150L149 111H147V113L149 112L148 114H150L153 111ZM13 110H14V108H13ZM20 111H21V109H20ZM24 111H25V109H24ZM98 111L100 112V109ZM110 111L111 110H109V112ZM114 111H116V110H114ZM119 111H122V110H119ZM28 112H29V110H28ZM57 112H52V114L55 115V113L57 114ZM15 113H16V111H15ZM48 113H47V115L45 113H43V115L40 113L41 114L40 116H42L43 118L40 117V116H39V118L44 119V121L41 120L43 123L47 120V124L49 125V128L50 127L54 128L55 125L58 124V122L60 124L61 123L60 121L63 119L62 117H64L65 120H66V117H65L66 115L61 116L59 114V112H58L59 115L57 114L58 117L56 115L54 116L58 120H59L60 117L62 118L58 122H56V120H54L55 118H52V116H53L52 114H50V117L48 119H46L48 117V115H49ZM36 114L34 116H36ZM72 114H74V115H72ZM106 114H105V116H106ZM114 114H116V113L114 112ZM32 117H30V118H32ZM136 117L137 116H135V115L133 116V118L131 117L132 118V121H131L130 125L126 127V130H124V131H122V130H118L119 132L117 130H116L117 132L114 131L116 129V128L114 129V126L115 125L112 126L111 123H110V126L113 127V129H114L113 132L117 133L115 135L112 134V136H110V137L108 136V133L111 131V128L108 127V125H107L106 127L110 128V130L106 134V137H109V138H106V140L104 141V143H106V144L107 143H110V142L113 141V139L114 140H116V139L119 140L122 137H124L125 135H127L128 134L127 131H129L127 129H129L130 126L132 127V124L135 121ZM69 118H68V121H71ZM73 118L74 119L77 118L76 115H75V117H72V119ZM78 118H79V116H78ZM115 118L118 119L117 116ZM128 118H127V120H128ZM217 118H218L217 116H209V117L202 118V119H199V120L194 121L192 124H190L184 130H182L178 135L174 136L168 142V144L165 146V148L163 150L157 152L156 154H154L151 157L143 158V159H140L138 161L137 160L136 161H130L129 163H127L126 165H124L122 167H119L118 166V167L112 169L110 171V173L108 175H106V176L98 177V178H96L94 180H88L86 178V176H77V177L73 178L74 180H77V182H78V184L76 186H74V187L65 188V189H58L57 191H53V193H51L49 195H45V196H41V197H34V196H36L38 194L46 193V192L38 193L36 195L35 194H29V195L20 196L15 201L14 205L10 208V212H9L10 219H9V223H8V231H7V234H6V240H5L4 244L2 245L1 250L3 249L4 245H6V243H8V242L10 243V245H12V248L13 249H15L16 246L18 245L17 243H20V240L19 239H20V236H21L20 235L21 234L20 233L21 230H19V228L21 229L22 227H17V226H20V225H17L16 222L18 224L19 223L21 224V221L22 220L19 221V219L16 217V214L18 213L19 208L22 207V204H28L31 201H34L35 199L38 200L39 198H42V197H48V199L50 197L53 198V199H57L58 198V200H56V202H57V201L60 200L59 198H61V201H62V197H63V201H64V203L62 202L63 205L65 203H68L67 204L68 206L69 205H74L73 203H75V202L73 201V199H76L75 201H76V203H78V201L82 200V198H90V197H93L92 195H94L97 190H98L97 191V194H98V192L100 190V188H99L100 187V184L101 185H105V187H107V189H105V191L102 190V192H99V193H101V195L104 194V195H102L103 197H106V194L108 195L109 192L113 193L111 191L112 189H115V191L118 188H122V187H124V189H126V191L124 193H120V194L117 193L115 196H113V195L110 196V198L113 201H116V203L118 205H120V206L125 205V206H128L129 207V205H134L137 202L139 204L140 203L139 200L142 202L140 205H143V202H144V204L146 202L147 203L149 202L151 204V201L150 200H154V199H157V198L161 199L163 196L166 195L165 193H168L169 189H171V190H174L175 189V188L173 189V184L171 185V183H170V185H169L170 188H169V186H167V187H161L162 189L159 191V188H157L158 186H157V184H156L155 181L157 180L156 179L157 174L160 173V171L162 169V166H158V164H156L155 161L157 159H159L162 155L163 156L164 155L165 156L166 155H169L170 156L172 154L171 152H173L175 150V148L177 150L178 149H181V147H180L181 145L180 144H182L185 141L184 139H186V137L188 135L192 138L194 135L191 136V134L195 133V131L197 133L200 132V133H198V136H195L196 138L193 137L194 139H191L189 137L192 141L191 140H188L189 138H187V140H188L187 142L189 144L192 143L191 144V146H192V149L191 150L192 151L189 148L188 151L186 152V154L184 153L185 155L180 157L179 160H180V163L181 164L183 162H185L186 159H190L191 156H195V155L196 156L195 157H192V158H195L196 159V157L198 158V156H199V159H196V160H198V162H199V160L201 162H203L202 159H204L205 157H203L202 154H204L205 152H208V149H207V148H209L208 145L211 146L212 144L216 143V141H217V144L219 143V144H222L223 145V146L220 145V147L224 148V144H223L222 141H224L225 145H229V144H226V142L228 140L230 141V139H231V143L230 144H232V142H233L235 146H239V148L241 146V148H242V147H244V145L242 146L241 144H243L245 140L247 141L250 138H252L251 139L252 141L255 140L254 137H250V135H249L250 133L249 134H246L247 132H245V131L247 129L245 130V128H243V126L240 125L241 123L239 124L241 127L238 126V125L236 127L235 124H234V127H233L231 125L233 123L228 124V127L230 129H229V131L227 130L226 133H227L228 137H230L232 135L231 138H228L227 135H225L226 133L224 135H222L221 132H219L220 129L219 128H216L217 127V124H218L217 123L218 122V119ZM224 118L226 119L228 117H224ZM242 118H244V117H242ZM38 119L36 118L37 121H40ZM91 119H92V117H91ZM120 119H121V116H120ZM122 119H123V121L125 120L124 117H122ZM212 119H217L216 120L217 122L215 121L217 123L216 126H215L216 129L215 130L214 129H209V128L206 129L204 127L202 129V127H201L202 125L201 124L204 123L205 121L208 122V120H212ZM222 119L219 120V121H228V120H224V119L222 120ZM230 119L231 118H229V120ZM127 120H125V121L127 122ZM252 120H256V119L255 118L254 119L252 118ZM41 121H40V125H35L37 128H38V126H41L40 128H42L43 123L41 125ZM64 121H62V123L65 126V123H68V122H64ZM79 121L81 122L83 120H80L79 119ZM120 121H122V120H120ZM125 121L122 122V124L125 123ZM247 121H250V118ZM245 122H246V120H245ZM245 122L243 121L244 124H245ZM210 123H211V121H210ZM248 123H250V122H248ZM251 123L249 125H252ZM253 123H254V121H253ZM255 123H257V122H255ZM255 123H254V125H256ZM38 124H39V122H38ZM2 125H3V123H2ZM76 125H78V124L76 123ZM124 125L125 124H123V126ZM199 125H201V126H199ZM223 125H224V123H223ZM225 125H224L223 128H225ZM259 125H261V124H259ZM70 126H71V124H70ZM70 126L68 124L65 128L70 127ZM231 126H232V128H231ZM256 126H257V129H258L259 126L258 125H256ZM44 127L47 128V126H45V123H44ZM106 127H104V128H106ZM120 127H122V126H120ZM208 127H210V125ZM2 128H4V126H2L0 129H2ZM49 128H47V129H49ZM79 128H76V131ZM262 128L264 129V126ZM262 128H260L259 130H262ZM39 129H37V130H39ZM68 129L69 128L64 129L65 130L64 133H63V131L62 132H59V131H57L55 129L54 130L57 131V132H59V134L60 133H63L64 135H65V133H66V135L68 134L66 132V130H67L70 134L75 135L76 132H74L75 131L74 125L71 126V129H74V130H72L73 133H71L72 132L71 129H69L71 132ZM118 129H120V128H118ZM200 129H202L203 131L201 130L202 131L201 132ZM40 130H41V133H42V129H40ZM61 130H62V128H61ZM262 131H264V130H262ZM36 132L37 131L35 130V133ZM46 132H48V130L44 132V134H43L44 136H42V137H45L46 136ZM77 133H79V132H77ZM102 133H104V132L101 131V136H102ZM151 133L152 132H149L148 131L146 134H144V135H142L140 137L141 139H139V141L135 140L136 138H132V137H130L132 139L129 138L130 140H127L128 139L127 138V139L122 140V141H117V144L119 143V145H115V146H113V147L110 148V150L113 149L112 151L114 152V153L111 152V154H107L106 152L103 153L106 147L105 148H101V146H100L101 145V141H99L96 144L97 141L95 140L94 142H90V144H89L90 146L89 147H86L88 149H85V146H84V149L85 150L84 149H83V151L81 150L82 152L79 151L80 153H78L76 155H75L76 152H74V156L71 155V158H69V159L64 158V160H63V158H60L61 160H63V162H58L57 160L59 159L58 157H60L59 154H63V152L65 150H64V148L61 150V151L64 150L63 152H61L59 150L61 152L60 153L59 151L56 152L57 151L56 150L57 148H56L55 149L56 150L55 151L56 152V156H57L56 158H58V159L56 160V158H55V160L57 162L56 161H50L51 162L50 164H53L54 163L56 165H64V164H68V163L77 162L83 155H88V154H90L92 152H94L93 155L96 154L94 157H92L93 158L92 161L95 160V163L94 164L101 165L100 163L101 162H104V160L107 159V158H109L110 155H114V157L112 159H109V165L112 164V163H119V162H123V161L126 162L132 156L136 155L137 153H143L144 151H146L145 148L148 147V146H146L147 143H148L147 140H150L153 137V136H150ZM49 134H53V133H48L47 135H49ZM59 134L57 133L56 136L59 137ZM103 135H105V134H103ZM61 136H63V135H61ZM70 136L68 137L69 140L71 139ZM80 137H82V136L80 135ZM65 138H67V136L60 137V139L63 140V141H64ZM42 139H43V142H47V141H44L45 140L44 138H42ZM84 139L83 138L80 139V140H82V142H81L82 143V146L84 145V142H85V141H83ZM69 140L68 139L67 140L65 139V141H67V142ZM72 140H74V139H72ZM251 140H249L250 142L249 141L248 142L251 143ZM123 141H124V143H120V142H123ZM189 141H191V142H189ZM246 141H245V143H247ZM102 142H103V140H102ZM187 142H184V143H187ZM39 143H40V141H39ZM49 143H50V141H49ZM50 144L48 145L49 146L48 147V150L51 151L53 147L51 148V145ZM63 144H65V145L67 144V148H69L68 147L69 146L68 143L63 142ZM217 144H216V148H218V150H219L220 147H218L219 145H217ZM57 145H58V143H57ZM148 145H150V144H148ZM53 146H56V145H53ZM230 146L231 145H229V148H231ZM249 146L250 145H248V147ZM178 147H180V148H178ZM187 147H188V144H187ZM49 148H51V149H49ZM222 148H221V150H222ZM246 149H247V147H246ZM48 150L46 148L45 151L47 152ZM78 150H80V149H78ZM203 150H205V151H203ZM53 151H52V154L53 153L55 154V152H53ZM249 151H251V150H249ZM194 152L195 153L200 152L201 154L200 153L199 154L202 155V158L198 154H195L194 155ZM215 152L218 153V159L225 160V159H223V156H220L221 154L219 155L220 152H217V149H216ZM68 153H69V151H68ZM210 153H211V155H210ZM210 153H209V155L207 153L204 154V156L207 155V156L210 157V160H208L209 162H211V158H213V156H214V155L212 156V152H210ZM221 153H222V151H221ZM231 153H233L232 156L235 155L234 157L237 158L236 153H234V152H231ZM49 154L50 153H48V155ZM50 156H51V154H50ZM67 156H68V154H67ZM163 156H162V158H163ZM209 157H208V159H209ZM259 158H257V159H259ZM60 159H59V161H61ZM177 159H175V161L177 163H175V161L173 160V163L175 165L172 163V166H173L172 171H175L176 169L178 170L179 168L180 169L181 168L183 169V167H174V166H176V164L178 166V160ZM213 159H212V161H213ZM216 159H214V160H216ZM232 159H235V158L232 157ZM257 159H254L252 161H256ZM260 159H262V158H260ZM30 160H32V159L30 158ZM51 160H54V159L51 158ZM165 160H166V157H165ZM196 160H195V162H196ZM220 160H218V161H220ZM166 161H168V160H166ZM193 161H194V159H193ZM241 161L240 160H237V162H240V163H241ZM257 161L255 162V165L256 166H254V164L252 165V166H254L253 169H255V168L258 169V167L262 164V163H259ZM259 161L262 162L261 160H259ZM195 162H194V164H195ZM220 162H222V161H220ZM237 162H233L235 166H236ZM168 163H170V161L169 162H166L165 164H168ZM211 163L213 164L214 161L211 162ZM258 163H259V166H258ZM212 164H211V166L214 167V166H216L217 163H215L214 165H212ZM38 165H37L38 168H40V167L43 166L41 164H38ZM168 165H166V166L164 165V166L166 168L167 167L169 168ZM224 165H226V164L224 163ZM237 166H239V164H237ZM220 167L222 168L221 170H223L224 166H219V168ZM159 168H161V169L159 170ZM10 169L4 171L3 173H1L2 175H0V192L2 191V189H5L7 187L12 186L13 183H15V182H23L24 180H26L29 177L30 172H31V169L30 168H28V169L26 168V170L21 169L22 171L21 170H19V171L16 170V172H14L15 171V170H13L14 168L11 169V170ZM212 169L213 168H211L210 170L212 171ZM177 170L175 172H177ZM164 171H165V169H164ZM169 171H171V168H169ZM172 171H171V174H172ZM257 172H258V170H257ZM171 174H170V176L169 175H167V176L171 177ZM197 174H199V173H197ZM214 174H215V172H214ZM219 174L223 175L222 173H219ZM229 174H231L233 176V173H229ZM127 175H129L128 177H130V179H128ZM221 175H219V178H223L224 177V176H221ZM224 175H226V174H224ZM197 178H198V181L196 182V181H194L195 180V177H193V175H190V176L187 175V180L179 183L180 184L179 189L183 190V193H182L183 198L180 199V200H178V201H176V200L174 201V199L170 200L169 201V206L167 207L168 214H170L172 216V219H173V221H171L172 223L175 222V223L178 224V223H183V222H186V221L193 222V221L197 220L196 218L202 219V218H204L203 216H206L207 217L208 215L209 216L211 215V217L213 219H215L216 221H218V223H219V225L218 224L216 225L218 227L217 228H214V230H217V231H226L230 227L227 225V223L224 224V221H225L224 219L229 220V221L230 220L233 221L235 218L241 216V214H244L245 216L248 213H251L252 214V211L256 208L257 199H256V196H255V188H257V185L253 181L249 180L246 183H244L243 181H240L238 183L230 184L229 182L221 183L223 181V179H219V187L218 188L212 187L211 185H208V186H206L204 188L202 186V184H200V182H201L200 176H198ZM10 180H12V181L10 182ZM6 181H9V182H6ZM192 182H194V183H192ZM93 184H95V185L98 186V188L96 186L97 189L94 187L96 189V190L94 189L95 192H90V193L87 194L86 193L87 191H92L91 188H90V190H88V187H87L86 192L84 193V195H82L83 197H79L78 198L79 200L75 197V195H74L75 193L73 191H75V192H77V190L80 191V189L82 187H83L82 188V191H83L84 189H86V186H90V185L93 186ZM152 184L155 187L153 189L152 188L150 189L151 186H149V185H152ZM135 185H137V186L135 187ZM25 187L26 186H21V187H19V190H24ZM257 189H256V191H257ZM10 191H8V193L6 195L10 196L9 195V194H11V193H9ZM16 191H18V189H16ZM81 192H80V196H81ZM175 192H176V190L173 191V194ZM151 193H153V194H151ZM59 196H61V197H59ZM28 197H30V198H28ZM147 197H148V200L149 201L148 200L145 201V199H147ZM28 201H30V202H28ZM47 201L49 203V200H47ZM61 201L58 204H61ZM69 201H71V204H70ZM26 202H28V203H26ZM44 203H45V206L48 204L46 202H44ZM147 203L145 204L146 206L143 205V207H147L149 205ZM40 204H43V203H40ZM52 204L53 205L55 204L54 206H55L56 209L53 208ZM52 204L50 205V207L52 206V209H53L52 212L50 211V209H49L48 206L45 207V206L42 205L43 207L46 208L47 211L48 210L50 211L49 213L47 212L48 214H45V215H41V214L46 213V210L40 211L41 209L43 210V208L37 206L38 209L36 208V210L34 211L33 210L34 207L32 208V205L30 204V209H29L30 210V217L33 218V216H35V218L38 217L40 220H44V221L46 220V218L48 219L47 216H51L52 219H53L54 215H56L58 217L57 213L59 212L58 214L60 215V213L62 214V212L59 211L60 208L57 207L58 205H56V203H52ZM63 205L61 204L62 207H64ZM67 205L65 206L66 208H68ZM24 206L25 205H23V207ZM59 207H60V205H59ZM65 207L62 208V209H64V211L63 210L62 211L68 213V211H69L70 208L67 209L68 211H65V209H66ZM28 208L26 210H24V211H23V209H25V208H23L22 211L23 212H26L27 211V213H28L29 212L28 211ZM23 212H21V213H23ZM70 213L71 212H69L67 215H69ZM92 213L93 212L90 213L91 216H92ZM65 214L66 213H64L62 215H65ZM94 215H95V213L93 214V217H94ZM25 216H27V214ZM40 216L41 217L43 216V219ZM44 217H45V219H44ZM70 217H72V216H70ZM51 218H49V220ZM54 219H55V217H54ZM51 220H50L51 225H55L56 224L55 227L56 226H57V228L58 227H61V229H62V227H64L66 229V226H64V225H66V222H69V220H68L66 222H60L61 223L60 224V223H57L58 221H56V223H55V221L52 220L55 223L54 224V223H52ZM215 220H214V222H216ZM46 221H48V220H46ZM211 222H212V219H211ZM62 223H64V224L62 225ZM69 223H68V226L70 227L71 224L69 225ZM125 224H127V223H125ZM213 226L214 225H212V228H213ZM125 227L127 228V226H125ZM64 228H63V230H64ZM126 228H125V230H127V231H125L126 233L124 235L123 240L129 241L130 240L129 238L132 239V236L129 237V234H130L129 230H131V226L129 228H127V229ZM187 228L188 229H191V227H187ZM187 228H182V229L183 230H186ZM132 229H134V228H132ZM142 229H144V228H142ZM197 229H199V228H197ZM59 231H60V229H59ZM203 231H205V230H203ZM134 232H136V228H135V231ZM120 242H123V241H120ZM123 244H125V242H123ZM128 244H129V242H128ZM154 246H156V244H154ZM1 250H0V253H1ZM1 261L2 260H1V256H0V262Z\"/></svg>",
	"mask_w": 264,
	"mask_h": 264
},
{
	"label": "water",
	"instance_id": "95a60500",
	"mask_svg": "<svg viewBox=\"0 0 264 264\" xmlns=\"http://www.w3.org/2000/svg\"><path fill=\"white\" fill-rule=\"evenodd\" d=\"M253 55L254 53L241 52L237 63L226 65L227 67L222 71L185 78L175 86L172 95L169 91L171 87L168 85L151 94L148 98L151 102L146 106V111L142 115H136L132 127L127 129L129 130L127 135L119 140L113 139L107 144L101 142V148L106 147L103 153L111 154L114 152L110 148L119 145L117 141L127 138V140L136 138L135 140L139 141L142 135L148 131L152 132L150 136L153 137L147 140L146 151L137 153L126 162L109 165V159L114 157L110 155L100 163L101 165L94 164L95 160L92 161V157L96 155H93L94 152L83 155L77 162L64 165L50 164V161H43L40 158L32 159L29 163L31 169L29 177L23 182L13 183L0 192V250L6 240L10 208L20 196L42 192L46 193L34 197L49 195L58 189L76 186L78 182L73 178L77 176H86L88 180H94L108 175L112 169L122 167L130 161L151 157L163 150L174 136L202 118L264 116V58L250 61ZM220 60H223L222 57ZM160 97L162 98L159 102L160 106L153 110L154 104H158ZM150 109L153 111L148 114L147 111ZM38 164L43 166L38 168ZM21 186L26 187L24 190H19ZM8 191L11 193L10 196L6 195Z\"/></svg>",
	"mask_w": 264,
	"mask_h": 264
}]
</instances>
